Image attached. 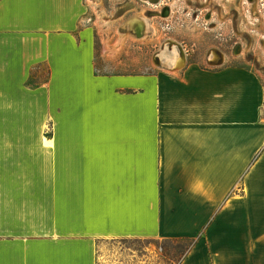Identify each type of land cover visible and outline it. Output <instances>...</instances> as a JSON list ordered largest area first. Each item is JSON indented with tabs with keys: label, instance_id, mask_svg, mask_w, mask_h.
Instances as JSON below:
<instances>
[{
	"label": "crops",
	"instance_id": "1",
	"mask_svg": "<svg viewBox=\"0 0 264 264\" xmlns=\"http://www.w3.org/2000/svg\"><path fill=\"white\" fill-rule=\"evenodd\" d=\"M86 14L0 0V264H168L190 239L177 264H264L260 75L176 38L180 66L97 73Z\"/></svg>",
	"mask_w": 264,
	"mask_h": 264
},
{
	"label": "rangeland",
	"instance_id": "2",
	"mask_svg": "<svg viewBox=\"0 0 264 264\" xmlns=\"http://www.w3.org/2000/svg\"><path fill=\"white\" fill-rule=\"evenodd\" d=\"M218 2H223L224 6ZM85 3L87 25L94 36L97 73L144 74L152 71L157 63L171 67L163 55H171L174 49L178 54L181 52L182 58L184 54L181 45L176 47L168 41L176 38L193 47L189 59L204 60L210 48L216 47L224 53L225 64L249 66L260 75L264 85V5L260 0H158L156 3L152 0H85ZM165 7L169 8L171 16L157 15ZM197 14L199 17L195 19ZM137 19L145 22L139 31L141 36L132 28ZM49 74L48 67L40 65L32 70L30 79L40 82L47 80ZM53 124V118L48 117L46 125ZM191 240L163 243V250L170 258L168 264L178 263ZM133 244L139 242L106 241L100 247L101 252L115 253L117 248Z\"/></svg>",
	"mask_w": 264,
	"mask_h": 264
},
{
	"label": "bare ground",
	"instance_id": "3",
	"mask_svg": "<svg viewBox=\"0 0 264 264\" xmlns=\"http://www.w3.org/2000/svg\"><path fill=\"white\" fill-rule=\"evenodd\" d=\"M152 1L155 2V0H152ZM135 21H136V24L134 23L132 28L135 30L137 35H140L141 32H139V31H141L144 28L145 22H144L143 19H137ZM168 41L170 43H172L173 45H175L176 47L179 46V44L172 38L168 39ZM180 55L177 52H175V49H174V51H173V53L171 55L170 54H167V55L164 54L163 55L164 56L163 59H166V61L168 63H171V66H180L184 62V60L181 61V59H183V58Z\"/></svg>",
	"mask_w": 264,
	"mask_h": 264
},
{
	"label": "water",
	"instance_id": "4",
	"mask_svg": "<svg viewBox=\"0 0 264 264\" xmlns=\"http://www.w3.org/2000/svg\"><path fill=\"white\" fill-rule=\"evenodd\" d=\"M157 1L158 0H155V2ZM250 1L252 2L253 0H250ZM169 14H170V10L168 7L163 8L159 13H157V15L162 16V17L169 16Z\"/></svg>",
	"mask_w": 264,
	"mask_h": 264
},
{
	"label": "built area",
	"instance_id": "5",
	"mask_svg": "<svg viewBox=\"0 0 264 264\" xmlns=\"http://www.w3.org/2000/svg\"><path fill=\"white\" fill-rule=\"evenodd\" d=\"M260 4L263 6L264 5V0H260ZM171 12V11H170ZM171 15L169 14V17H170ZM168 17V16H167ZM198 17H199V15L197 14V16L195 17V19H198Z\"/></svg>",
	"mask_w": 264,
	"mask_h": 264
},
{
	"label": "trees",
	"instance_id": "6",
	"mask_svg": "<svg viewBox=\"0 0 264 264\" xmlns=\"http://www.w3.org/2000/svg\"><path fill=\"white\" fill-rule=\"evenodd\" d=\"M193 242H194V240H191V243H190V245L188 246V248L192 245Z\"/></svg>",
	"mask_w": 264,
	"mask_h": 264
}]
</instances>
